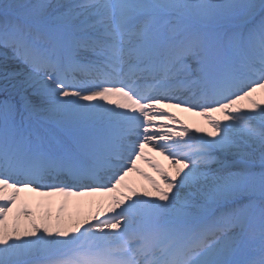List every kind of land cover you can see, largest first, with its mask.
<instances>
[{"label":"snow or ice","instance_id":"1","mask_svg":"<svg viewBox=\"0 0 264 264\" xmlns=\"http://www.w3.org/2000/svg\"><path fill=\"white\" fill-rule=\"evenodd\" d=\"M0 264H264V0H0Z\"/></svg>","mask_w":264,"mask_h":264},{"label":"bare ground","instance_id":"2","mask_svg":"<svg viewBox=\"0 0 264 264\" xmlns=\"http://www.w3.org/2000/svg\"><path fill=\"white\" fill-rule=\"evenodd\" d=\"M168 112H170L173 116L177 114L175 117L178 121H180L184 126H186L189 131L193 132L196 135H202L203 133H195V129L197 127L206 129L205 121L202 117L199 115H195L193 113L189 112H183L180 109L175 108H168ZM217 115V118H219V114ZM147 151V150H146ZM148 155L154 158L157 162H159L165 169L169 165L166 160L163 159V157H158L155 153L149 152ZM138 167H140L143 171L148 172L150 175L155 176V173L152 171L151 168H149L145 163L142 161L137 162ZM167 170V169H166ZM134 184L136 185H145L146 182L143 181L140 177H138L135 173H132L129 178ZM29 197V203L30 205L34 206L35 203L42 198L36 197L35 194H26ZM91 202H103L104 204H107V197L105 196H91V197H84L80 200H77L76 198H67V200L64 197L55 196L52 197L50 200V210L55 215L56 209L61 204H66V213L73 214L74 216H78L79 218H82L83 216L90 215L92 212H94L96 209L94 206L89 207L88 205Z\"/></svg>","mask_w":264,"mask_h":264}]
</instances>
